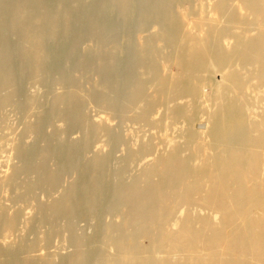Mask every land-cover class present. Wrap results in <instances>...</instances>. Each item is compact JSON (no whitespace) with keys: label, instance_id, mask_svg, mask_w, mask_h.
<instances>
[{"label":"bare ground","instance_id":"1","mask_svg":"<svg viewBox=\"0 0 264 264\" xmlns=\"http://www.w3.org/2000/svg\"><path fill=\"white\" fill-rule=\"evenodd\" d=\"M104 1L0 0V87L16 93L27 78L42 80L43 88L73 85L67 94L51 97L27 130L44 137L43 126L54 115L82 129L78 140L55 139L44 150L14 143L24 170L37 173L34 185L52 186L69 170L77 175L60 200L24 218L23 228L30 234L32 221L39 219L49 228L60 219L69 225L76 218L93 221L90 233L68 239L73 253L30 257L37 242H47L48 231L33 239L18 234L19 211H7L1 202L0 264H92L98 257L97 264H264V0ZM115 10L121 23L115 24ZM86 34L91 46L80 52ZM89 59V70L105 75L112 90L103 105L133 108L138 119L163 131L165 123L172 125L167 148L146 171L155 180L139 186L108 173L109 150L82 159V148L96 134L117 140L110 124L84 116L83 99H102L100 82L87 91L76 89L75 68ZM34 102L27 96L20 104ZM155 110L158 118L150 116ZM200 115L205 126L199 131L194 123ZM147 141L132 157H140ZM51 157L53 172L46 167ZM16 175H5L4 183H14ZM192 204L199 207L196 218L176 216L180 206ZM106 209L121 214V221L101 225Z\"/></svg>","mask_w":264,"mask_h":264},{"label":"rangeland","instance_id":"2","mask_svg":"<svg viewBox=\"0 0 264 264\" xmlns=\"http://www.w3.org/2000/svg\"><path fill=\"white\" fill-rule=\"evenodd\" d=\"M102 1L105 2L104 0H102ZM114 20H115V24L121 23L120 22L121 17L117 13V11L114 14ZM145 32L147 33V31H145ZM141 33L142 32H140L139 35H145L146 34L144 32H143L144 34H141ZM117 38H118L117 43H119V42L121 43L124 40V39L120 38L119 36ZM120 40H122V41H120ZM90 42H91V40H90V36L88 34H86L84 37H82L78 43V47H79L80 52H83V51H85V49L89 48L91 46ZM121 45H123V43H121ZM106 47H108V48H106ZM104 48L109 49L110 46L106 45V46H104ZM17 55L19 57V51L18 50H17ZM83 62H81L82 64L80 63V65L78 64V66L75 68V71H74L75 74L73 76V77H76L78 80V85L76 87L78 92L80 93L83 91H87L89 86H92V85H95V87H96V85H98L99 82L102 84L101 86H100V84L97 86L101 89V98L102 99L100 100V102L99 101L96 102V101L92 100V102H93L92 103V102H90V99H89V101H87L88 98H86L85 101H84V99L82 100V103L87 104V106H86V104L81 105V107L83 109L84 116L89 121H93L96 118V120H102L108 126L111 125L110 127L114 131L115 136L117 137V140L114 142H112L110 140L111 141L110 142L109 137H107V136L105 137V135H103L101 133L96 134L95 136L91 137L89 139L90 141H88V144L84 148H82V152H81L82 157H83L82 159L88 161L89 159L94 158L98 153L102 154V153H104L103 151L106 152L109 150L111 158L114 160L112 161V159H110V161H109L110 166H107V168L110 170L108 173L112 174L114 172L117 175H121L127 183H135V184H138L139 186H142V184L144 185L148 181V179L155 180L154 179L155 177L153 175H150L148 178L146 171H147L148 167L150 166V163L152 162V160L156 156H158V154H161L163 152L162 148H164V150L167 148V146H168L167 141H168V137H170V135H171L172 125L165 123V125H163V126H164V131L165 130L166 131L164 132L163 127H161L159 129V127H153V126L149 125L148 122L141 120V119H138L135 115V111L133 108L122 106V105H121V108L119 107L120 105H118V106L112 105V104L111 105L109 104L107 106L103 105L102 100L104 101L106 99H109L110 96L112 95V92H111L112 90L110 91V87L107 86V84H106L108 78H106L105 75L103 77H98L100 75L102 76V74H100L96 70H95L96 71L95 72L94 69L89 70L90 67L92 68V62H93L92 60L89 59L86 62L85 61H83ZM86 71L87 72L90 71V72L87 73ZM94 73H97L98 76L96 75V77H95ZM80 74L83 75L84 77L81 76ZM78 75H80V76H78ZM104 77L106 79H103ZM216 77L218 78V75H216ZM93 79L95 81H97V83L94 82ZM23 82H24V85H23L22 89L20 91H17V92H19V94L17 92L16 93L12 92V88H10V87H2V88L0 87V180L4 183L3 178L5 175L12 174L14 172H15V174H18L14 178V179H16V181L14 180V183H13V181L10 180V182L4 183L7 185H4L0 181V185H1L0 186V196H1L0 197V203L2 202L1 204L5 207V209H7V211H10V212H12V211L18 212L19 211V215H20L19 220H18L19 224L17 223V227H19L18 228L19 230L17 232L18 234H23L27 238L33 239L36 234H40V233H44V232L48 231L49 239L47 240V242L46 243H43L41 241L37 242V246L34 249L35 251L32 250V251L28 252L27 253L28 256L34 257V256L41 253L42 255H47L51 258L57 259V256H59V255L62 256V255H69V254L73 253L74 247L69 243L68 239L70 238V236L83 237L86 234L90 233L89 230L91 231L92 227H89V223L92 222L91 224H93V221L89 220V219L84 220L83 218H76V219L71 220V223H70L71 225H69L68 223H66V221L64 219H60L54 225H51V228H49V226L46 222L44 223L41 219H39L41 222L37 223V224H36V222L32 221L31 224H33V225H32L31 229L33 231L30 232V234H29V232L25 231V229L23 228V220H24V218L35 216V214H36L35 212H36V209L38 206L42 205L44 207H47L53 201L60 200L62 197V194L66 191V189L70 188V186L73 184V182H75V180L77 178V175H75L76 172L74 170H69V171L65 172L64 174H61L59 176V178L57 179V181L55 182V184L52 186H44V188H43L42 185H34L36 183L35 179L38 180V177L34 178V176H37V175H35L36 172L31 170V169H25L24 170V167H23L24 166V162H23L24 160L14 150V143L18 142L20 144H26L28 142L27 145L28 144L29 145L37 144L39 147L41 146V148H40L41 150H44V149L49 148L52 145H54L55 139L57 141L62 140L65 142L78 140V138L81 137L82 129H81V124H77L74 126H68L69 127L68 128L59 115H54V116L50 117L51 119L49 118L50 120L48 119V123L45 124L46 126L45 125L43 126L42 131L43 132L45 131V133H46V134L43 133L45 135L44 137H43V135L37 136V134H33V132L27 130V126L36 120L37 115L42 114L43 111H40V110H44V108L47 107L48 103L57 95L67 94L73 88L72 87L73 85H72V83L70 84V81H69V82H66L67 84H65V83L59 84L61 87L58 84H57V86H55L56 84L53 83L54 86H51L52 88L51 87L45 88V85L43 88L42 80H39V79L36 80V79L27 78V80L24 79ZM63 85H66V86H64V88H63ZM65 87H67V89H65ZM124 91H125V88L122 89V93ZM8 95H10V98H9V100L6 101L5 97ZM16 96L18 98H16ZM27 96L35 98V102L33 104H30V105H24L23 104V108H22V106H21L22 100H23V98H25ZM36 97H37V99H36ZM50 98H51V100H49ZM17 99H19V102ZM18 104H20V105H18ZM17 105H18V107L20 106V109L22 110L21 113H20V110L17 107ZM102 106H103V108H102ZM118 107L120 109H118ZM32 108L36 109V110H34V112H33ZM114 109L117 112L114 111ZM17 110H19L18 111L19 113H17ZM23 111H25V112H23ZM118 113H120L121 115H119ZM155 113H156V110L150 116L152 118H158V115ZM116 114L119 115L120 117L116 116ZM34 116H36V117H34ZM204 116L205 115H203V116L200 115L199 117H201L202 119L199 118L197 121H195V123L197 122L196 123L197 125L194 123V126L196 128L199 127V131L201 130V128H203L205 126ZM104 117L106 118V121H105ZM91 118H92V120H91ZM113 118H115V119H113ZM200 121H201V125H200ZM62 123L65 125L64 126L65 128L62 127L63 126ZM168 131H169V134H168ZM154 132H156V133H154ZM157 132H159V133H157ZM162 132H164V135L162 134ZM150 133H153L154 136L157 135V138L159 136V139L155 140L156 136L154 137ZM160 133L163 136L162 138L160 137L161 136ZM32 134L35 136H32ZM37 137H39V138H37ZM40 137H42V138H40ZM165 137H167V138H165ZM48 138H49V140H48ZM92 138H94V139H92ZM143 138L145 140H143ZM52 140H53V142H52ZM146 140H148L147 141L148 142V148H146L144 151H141L138 154L140 157H138V156H137L138 158L132 157L131 152L140 150L141 146L146 143ZM159 140H161V143ZM163 140H164V142H163ZM47 141H49V142H47ZM134 141H136V142H134ZM152 141H153V143H152ZM45 142H47L46 143L47 147H46ZM133 144H134V146H133ZM154 145H156L157 147ZM165 145H166V147H163ZM159 146H161V147L159 148ZM132 147H134V148L132 149ZM154 149L157 151L155 152ZM148 157H149V159H148ZM150 157H151V159H150ZM51 158H49V160H47L46 163H48L50 165L46 164V167L48 170L53 172L56 169V161H55L56 159L54 157H51ZM139 158H140V160L141 159L144 160L146 158V160H144V162L141 160V162H140V160H138ZM127 160H129L128 163H126ZM48 161L51 163H49ZM22 162H23V164H22ZM130 163H132V166ZM137 164L140 165L138 167V169H137V166H138ZM22 170L24 171L23 174H22ZM111 170H112V172H111ZM127 170H128V172H127ZM68 172H69V174H67ZM73 172H75V173L73 174ZM19 173H21V175H19ZM31 176H33V177H31ZM25 186H30L31 188H27V187L25 188ZM13 187H14V189H12ZM8 188H10V190ZM12 190H14V191H12ZM43 190H46L48 193L43 192ZM43 193H44V195H43ZM57 195H58V198H57ZM6 198H8L9 200ZM20 199H21V201H20ZM9 203H12V204H9ZM7 204H8V206H7ZM17 205H19V208ZM14 207H16V208H14ZM182 208H184V209H183V213H182V211H180L182 213L181 214V213H179V210H182ZM197 209H199V207L196 204L187 205V206L182 205L179 207V209L176 213V216L180 217L182 215L181 217H183V216L188 214V215L192 216L193 218H196L200 214L199 210H197ZM103 212H102L103 215H101L99 218V222L101 223V225L105 226L106 224H109L111 222L119 223L121 221V217H122L121 214L113 213L109 209H106ZM201 212L205 213V210L203 209V210H201ZM117 217H119V220H117L118 219ZM38 218H39V216H38ZM173 220H174V217L172 216L168 222V227L170 226V224L173 223ZM125 229L130 230V229H132V226L127 225V226H125ZM6 241L11 242V238H7ZM142 241L144 243H146V239H143ZM71 249H72V251H71ZM22 256H25V254H22ZM99 259L100 258L98 257L97 259L94 260L96 264L100 261ZM94 261L92 264H94Z\"/></svg>","mask_w":264,"mask_h":264}]
</instances>
